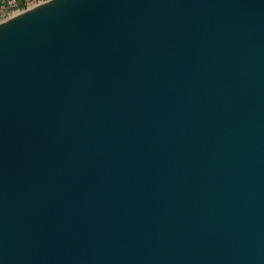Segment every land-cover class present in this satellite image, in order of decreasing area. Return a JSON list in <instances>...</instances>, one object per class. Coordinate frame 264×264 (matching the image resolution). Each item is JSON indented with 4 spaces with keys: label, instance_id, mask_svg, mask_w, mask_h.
I'll list each match as a JSON object with an SVG mask.
<instances>
[{
    "label": "water",
    "instance_id": "obj_1",
    "mask_svg": "<svg viewBox=\"0 0 264 264\" xmlns=\"http://www.w3.org/2000/svg\"><path fill=\"white\" fill-rule=\"evenodd\" d=\"M0 264H264V0L1 24Z\"/></svg>",
    "mask_w": 264,
    "mask_h": 264
},
{
    "label": "built area",
    "instance_id": "obj_2",
    "mask_svg": "<svg viewBox=\"0 0 264 264\" xmlns=\"http://www.w3.org/2000/svg\"><path fill=\"white\" fill-rule=\"evenodd\" d=\"M50 0H0V23Z\"/></svg>",
    "mask_w": 264,
    "mask_h": 264
},
{
    "label": "bare ground",
    "instance_id": "obj_3",
    "mask_svg": "<svg viewBox=\"0 0 264 264\" xmlns=\"http://www.w3.org/2000/svg\"><path fill=\"white\" fill-rule=\"evenodd\" d=\"M46 3H47V2L42 3V4H40V5H37V6L33 7V8H31L30 10H27V11L22 12V13H20V14H16L15 16L11 17V18L8 19V20H12V19H14V18H16V17H18V16H20V15H22V14L28 12V11H31V10H33V9H35V8H37V7H39V6H42V5L46 4ZM8 20H7V21H8ZM5 22H6V21H5ZM5 22H3V23H5ZM3 23H0V25L3 24Z\"/></svg>",
    "mask_w": 264,
    "mask_h": 264
}]
</instances>
